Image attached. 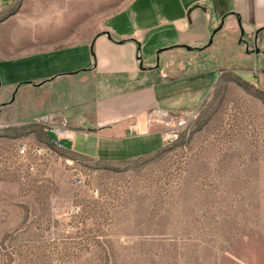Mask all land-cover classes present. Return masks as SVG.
Wrapping results in <instances>:
<instances>
[{"label":"rangeland","instance_id":"obj_1","mask_svg":"<svg viewBox=\"0 0 264 264\" xmlns=\"http://www.w3.org/2000/svg\"><path fill=\"white\" fill-rule=\"evenodd\" d=\"M133 1L0 0V55L50 44L56 30L65 29L61 42L87 40ZM7 109L0 264H264L259 81L223 70L203 101L181 112L178 138L124 161L58 146L48 126L18 127Z\"/></svg>","mask_w":264,"mask_h":264},{"label":"crops","instance_id":"obj_2","mask_svg":"<svg viewBox=\"0 0 264 264\" xmlns=\"http://www.w3.org/2000/svg\"><path fill=\"white\" fill-rule=\"evenodd\" d=\"M64 30L0 55V112L18 127L66 121L63 147L99 161L160 148L152 111L195 108L223 70L264 86V0H134L87 40L61 42Z\"/></svg>","mask_w":264,"mask_h":264},{"label":"built area","instance_id":"obj_3","mask_svg":"<svg viewBox=\"0 0 264 264\" xmlns=\"http://www.w3.org/2000/svg\"><path fill=\"white\" fill-rule=\"evenodd\" d=\"M151 121L160 122L164 125L165 139L164 143L173 138V135L179 133L183 122H185V115L179 111H166L163 109H155L150 115ZM51 133H54L57 138L55 139L58 143H61V139L66 137H72L74 129L66 121H61L57 124H47ZM62 144V143H61ZM26 147L21 148V152H25Z\"/></svg>","mask_w":264,"mask_h":264},{"label":"bare ground","instance_id":"obj_4","mask_svg":"<svg viewBox=\"0 0 264 264\" xmlns=\"http://www.w3.org/2000/svg\"><path fill=\"white\" fill-rule=\"evenodd\" d=\"M185 124V122H183L182 126ZM51 130V129H50ZM179 136V133H176L175 135H173V138H169L168 141H173L175 140L176 138H178ZM54 143L57 144L58 146H63L61 143H58V141L54 140Z\"/></svg>","mask_w":264,"mask_h":264},{"label":"water","instance_id":"obj_5","mask_svg":"<svg viewBox=\"0 0 264 264\" xmlns=\"http://www.w3.org/2000/svg\"><path fill=\"white\" fill-rule=\"evenodd\" d=\"M216 31H217V29H215V30L213 31V34H214ZM212 40H213V37L210 38L209 43H211ZM184 47H186L187 49H192V48H193V47H191V46H189V45H184ZM0 85H1V83H0Z\"/></svg>","mask_w":264,"mask_h":264}]
</instances>
